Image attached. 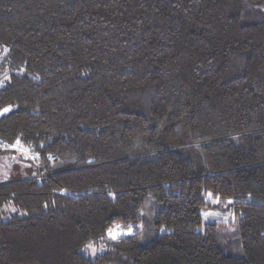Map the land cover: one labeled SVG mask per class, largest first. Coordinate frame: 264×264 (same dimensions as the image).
Returning a JSON list of instances; mask_svg holds the SVG:
<instances>
[{
    "label": "trees",
    "instance_id": "obj_1",
    "mask_svg": "<svg viewBox=\"0 0 264 264\" xmlns=\"http://www.w3.org/2000/svg\"><path fill=\"white\" fill-rule=\"evenodd\" d=\"M6 107L0 264H264V0H0Z\"/></svg>",
    "mask_w": 264,
    "mask_h": 264
},
{
    "label": "rangeland",
    "instance_id": "obj_2",
    "mask_svg": "<svg viewBox=\"0 0 264 264\" xmlns=\"http://www.w3.org/2000/svg\"><path fill=\"white\" fill-rule=\"evenodd\" d=\"M5 109L9 110L8 107L2 108L0 109V114L8 112V111H5ZM184 130L185 129L183 126H181V124L171 123L169 125L168 133L166 134L164 132V134L162 135V138H164V140H167V142L169 139L178 140V142L169 143L170 144L169 146L172 147L173 149H178V150H182L183 152H186L187 154L190 155V158L193 159V161L197 162L198 165L200 166L201 159H200V153L198 151V148H196V146L184 136V133H185ZM16 147L18 148V150H20L25 155V157L33 159V160L36 159L24 147H20L18 145ZM19 165H20V162L17 156L12 153L5 155V157H0V169H4V172L8 173L7 171L8 167L11 169H14V168L20 169ZM37 165L40 166V162H37ZM134 230L135 229L133 228V226L123 227L120 225V223H116L109 228V233L110 232L114 233L116 235L115 239H117V237L128 234L129 232H133ZM148 239L149 238L144 235L140 237L141 243L147 242ZM104 250H105L104 244H95V245L91 244L90 246V253L92 254V256H95V254L99 252H103Z\"/></svg>",
    "mask_w": 264,
    "mask_h": 264
},
{
    "label": "snow or ice",
    "instance_id": "obj_3",
    "mask_svg": "<svg viewBox=\"0 0 264 264\" xmlns=\"http://www.w3.org/2000/svg\"><path fill=\"white\" fill-rule=\"evenodd\" d=\"M5 111H8V109H5ZM110 234V236L113 238V239H115L116 238V235L114 234V233H109Z\"/></svg>",
    "mask_w": 264,
    "mask_h": 264
}]
</instances>
